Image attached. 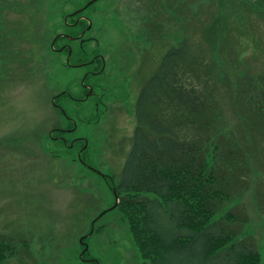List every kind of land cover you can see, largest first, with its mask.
<instances>
[{
    "label": "rangeland",
    "instance_id": "374dc122",
    "mask_svg": "<svg viewBox=\"0 0 264 264\" xmlns=\"http://www.w3.org/2000/svg\"><path fill=\"white\" fill-rule=\"evenodd\" d=\"M20 1L23 3L20 12L14 9L7 12L9 22L40 19L48 22L55 34L66 32L65 15L85 3L82 0H65V4H62L64 0ZM152 3L153 0H101L89 11L93 36L100 40L101 52L108 55L107 71L113 76L111 81L108 78L110 90L104 104L98 107L97 120L105 113L112 95L121 90L124 99L127 93L131 95L113 117L117 130L120 129V136L116 137L118 144L110 142L105 116L96 126L78 121L75 134L89 140L85 160L114 177L116 184L137 125L134 105L139 86L132 79L133 72L142 65L134 69V61L139 62L142 55L149 56L150 64H145L143 71L151 73L155 69L163 54L179 41L183 23L176 21V14L187 19L192 17V22L202 21L206 27L219 21L221 43L216 53L222 60L224 72L234 66L264 76V0H178L179 6L174 8L176 14L170 10L158 15L152 13ZM196 27H192L193 35L199 33ZM6 39L10 50L18 49V58H28L27 46L11 47ZM125 40H128L127 53L134 47L137 59H124L123 76L118 65L123 66L119 55ZM202 45L205 49L211 48L207 41ZM35 57L21 61L22 65H17L13 74V63L9 61L5 65L0 53V235L17 244L16 257L0 264H83L79 259L80 238L89 232L94 218L111 208L114 197L108 182L85 170L78 162V147L68 150L49 138L51 129L59 124L52 98L67 86L75 93L77 89L71 83L72 75L63 70L59 55L47 52L43 54L42 63ZM219 85L224 100L226 135L232 144H239L248 151V161L256 173L262 168L253 152L252 140L242 128L229 86L225 82ZM115 87L119 89L114 90ZM77 105L66 103L71 115L75 114ZM82 106L85 110L82 117L91 115L95 121L92 100ZM104 141L110 144H101ZM256 178L258 176L251 179L242 198L235 200L230 208L236 206L235 214L247 213L248 223L238 239L246 237L249 243H255L264 264V210L260 209V198L256 196V185L262 184L259 182L263 181L264 173L258 181ZM95 228V234L87 241L90 256L99 264H142L123 214L108 212ZM195 260L184 253L176 264H197Z\"/></svg>",
    "mask_w": 264,
    "mask_h": 264
},
{
    "label": "trees",
    "instance_id": "16d2710c",
    "mask_svg": "<svg viewBox=\"0 0 264 264\" xmlns=\"http://www.w3.org/2000/svg\"><path fill=\"white\" fill-rule=\"evenodd\" d=\"M22 5L20 0H0V53L5 65L13 63V74L21 61L50 53L56 35L40 19L9 22L7 12H20ZM175 5L178 0H158L154 13L176 14ZM175 18L183 23L179 41L163 54L136 99L137 125L117 186L120 212L142 264H176L184 253L197 264H261L255 243L238 239L247 213L235 214L236 206L230 205L242 198L254 176L258 181L264 173V76L234 66L224 72L216 53L219 21L206 27L192 17ZM193 25L199 32L194 35ZM5 39L11 47L27 46L28 58H18V49L10 50ZM206 41L210 49L203 47ZM219 82L229 86L242 128L252 140L262 168L256 173L248 151L226 135ZM259 183L256 196L264 210V179ZM16 255L14 240L0 235V263Z\"/></svg>",
    "mask_w": 264,
    "mask_h": 264
},
{
    "label": "flooded vegetation",
    "instance_id": "af4514ba",
    "mask_svg": "<svg viewBox=\"0 0 264 264\" xmlns=\"http://www.w3.org/2000/svg\"><path fill=\"white\" fill-rule=\"evenodd\" d=\"M82 1H85L83 5L77 6V8H75L72 12L65 15L63 22L66 28V32H60L56 34L50 45L51 49L62 59L61 66L63 70L72 75V78H70V80L71 83L75 84V88L77 90L75 93L72 88L67 86V88H65L63 91L52 98L53 108L58 113L59 124L51 129V131L49 132V138L54 144H62L70 150H74L77 147L79 148L77 154L78 162L84 167L85 170H88L92 174H96L105 182H108L114 197V204L111 206V208L114 207L113 210L115 212H120L122 195L117 191L118 184L115 183V178L110 174L103 173L99 168L91 165L85 160L84 157L88 154L90 144L89 140L86 136L77 135L75 133L78 131V121L86 126H96V123L103 116H105V120L108 124L107 126L110 128L111 133L110 140L112 141L110 142L111 144H118L116 137L120 136V129L117 130L118 124H116V120L114 121L113 117L116 116V111H121L123 109L122 105H124V100H128L131 94L128 95L127 93L125 99L122 90L120 93L112 95V98L110 99L108 104H106L105 113L101 114V117L97 120L96 115L98 112V107L99 105L104 104V97L110 90V87L108 86V78L109 81H111L113 76L107 71L109 57L107 54L101 52L100 40L97 37L93 36L94 25L90 12L95 9V7L100 3L101 0ZM157 2L158 0H153V3L151 4L152 13H154L155 11L154 8H157ZM65 3L66 2L64 0L62 4ZM127 41L128 40L124 41V46H120L121 52L119 57L122 58L121 62L123 63V66L118 65V67L121 68L119 72L123 73L121 74L123 76L124 59H137V56L134 52V47H132L129 53H127ZM42 58L43 54L41 56H37L36 61L38 63H42ZM148 62H150V57H143L142 55L140 57V61H134L135 64L132 67L136 69L137 67H140V65H142L140 70L133 72L134 76L132 79L133 83L139 86V90L145 80H147L153 73H155L160 66L159 61L155 69L151 73H145L143 71L144 65ZM117 89L119 88H114V90ZM98 90H100L102 94H99ZM138 92L136 96H138ZM91 100L93 112L95 115V121L91 119V115L82 117L85 113L82 104H88V102ZM67 102L78 104L74 115H71L70 110L68 109V107H66ZM72 135H74V137H72ZM101 144L110 143L109 141H104ZM114 190L117 194V205L116 197L114 196ZM120 213L122 214V212ZM89 238L90 237L83 239V242L88 245V250L85 251L86 245L81 244L82 250L79 255V259L83 264H99V261L96 258L90 256V247L87 241V239Z\"/></svg>",
    "mask_w": 264,
    "mask_h": 264
},
{
    "label": "water",
    "instance_id": "95a60500",
    "mask_svg": "<svg viewBox=\"0 0 264 264\" xmlns=\"http://www.w3.org/2000/svg\"><path fill=\"white\" fill-rule=\"evenodd\" d=\"M114 194H116L115 192H114ZM116 204H117V202H116ZM114 208V207H113ZM112 208V209H113ZM111 209V210H112ZM103 216V214H101L100 216H98L97 218H96V220L95 221H97L98 219H100L101 217ZM94 224H95V222H93L92 223V231H91V233L90 234H88L87 236H85V237H88L89 235H91L92 234V232L94 231ZM81 242H83V240H81ZM88 250V246H86V249H85V251H87Z\"/></svg>",
    "mask_w": 264,
    "mask_h": 264
}]
</instances>
